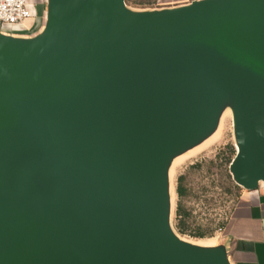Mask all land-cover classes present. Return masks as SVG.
<instances>
[{"label": "water", "instance_id": "95a60500", "mask_svg": "<svg viewBox=\"0 0 264 264\" xmlns=\"http://www.w3.org/2000/svg\"><path fill=\"white\" fill-rule=\"evenodd\" d=\"M33 33L0 31V264H230L174 231L168 172L229 107L264 184V0H45Z\"/></svg>", "mask_w": 264, "mask_h": 264}, {"label": "rangeland", "instance_id": "374dc122", "mask_svg": "<svg viewBox=\"0 0 264 264\" xmlns=\"http://www.w3.org/2000/svg\"><path fill=\"white\" fill-rule=\"evenodd\" d=\"M154 0H125L128 9L143 11L155 8ZM42 18L28 21L20 28L6 27L2 32L23 36L33 35L39 30ZM39 27L37 30H35ZM35 30V31H34ZM33 31V32H31ZM33 33V34H32ZM30 34V35H29ZM232 112L227 107L214 133L199 146L175 158L169 168V194L171 219L175 230V215L178 204L182 206L188 225V234L178 236L191 244L206 246V242L216 238L232 209L238 201L240 189L233 182L229 165L235 156ZM184 177L182 186L185 196L178 197V178ZM204 234V238L191 235ZM207 245H209L207 243Z\"/></svg>", "mask_w": 264, "mask_h": 264}, {"label": "crops", "instance_id": "0c3cea01", "mask_svg": "<svg viewBox=\"0 0 264 264\" xmlns=\"http://www.w3.org/2000/svg\"><path fill=\"white\" fill-rule=\"evenodd\" d=\"M192 1L156 0L155 8L185 5ZM26 2L36 18H43L45 0ZM209 242V246L225 247L230 264H264V184L254 191L240 190L238 201L222 231Z\"/></svg>", "mask_w": 264, "mask_h": 264}, {"label": "built area", "instance_id": "2783aa9c", "mask_svg": "<svg viewBox=\"0 0 264 264\" xmlns=\"http://www.w3.org/2000/svg\"><path fill=\"white\" fill-rule=\"evenodd\" d=\"M35 19L36 16L26 0H0V31L6 27H11L13 30L20 28L26 22ZM21 33L18 32V34Z\"/></svg>", "mask_w": 264, "mask_h": 264}, {"label": "trees", "instance_id": "16d2710c", "mask_svg": "<svg viewBox=\"0 0 264 264\" xmlns=\"http://www.w3.org/2000/svg\"><path fill=\"white\" fill-rule=\"evenodd\" d=\"M128 1V0H126ZM153 7L157 6L156 0H154L152 2ZM33 32V31H32ZM23 34V33H21ZM184 180L183 176H180L178 178V186H177V194L179 198H182L183 196H185V189L182 186V182ZM175 230L179 235H187L188 234V225L187 222L185 220V213L183 211L182 206H180L178 204L177 209H176V215H175ZM190 236H193L194 238H204V234L202 233H196L194 235L189 234Z\"/></svg>", "mask_w": 264, "mask_h": 264}]
</instances>
